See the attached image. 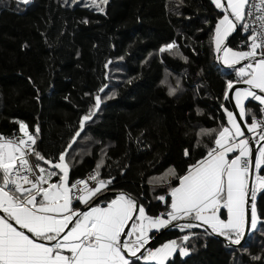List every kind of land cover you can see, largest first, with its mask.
Returning a JSON list of instances; mask_svg holds the SVG:
<instances>
[{
  "label": "trees",
  "instance_id": "obj_1",
  "mask_svg": "<svg viewBox=\"0 0 264 264\" xmlns=\"http://www.w3.org/2000/svg\"><path fill=\"white\" fill-rule=\"evenodd\" d=\"M105 13L80 2L0 0V134L18 133L15 120H24L30 131L39 122L38 150L46 159L57 157L95 95L110 96L68 151L71 179L86 176L106 154L101 177L116 179L105 198L123 190L141 197L149 214L158 215L165 205L155 197L167 188L149 183L150 178L170 166L183 175L206 154L203 148L193 149L201 138L199 129L227 125L219 105L230 108L223 91L234 74L215 60L212 46L215 23L223 13L210 0H109ZM241 37L234 34L229 45L238 47ZM173 40L187 60L159 52ZM177 78L181 88L169 96L168 85L175 86ZM104 85L108 87L98 93ZM185 148L191 159L183 156ZM258 208L264 209L259 194ZM192 231L200 237L184 242L189 254L180 257L177 251L169 264H264L260 230L232 246L216 234L204 236L203 228ZM184 234L187 230L176 227L161 230L149 246Z\"/></svg>",
  "mask_w": 264,
  "mask_h": 264
},
{
  "label": "snow or ice",
  "instance_id": "obj_2",
  "mask_svg": "<svg viewBox=\"0 0 264 264\" xmlns=\"http://www.w3.org/2000/svg\"><path fill=\"white\" fill-rule=\"evenodd\" d=\"M21 2L28 5L32 0ZM84 2L105 13L109 0ZM210 2L223 12L217 17L212 41L216 60L232 70L229 75L234 74L223 91L224 101L231 104L234 99V110L221 103L227 126L199 129L201 138L193 149L203 148L206 154L189 164L183 175L170 166L160 177L150 178L149 183L167 188L155 197L164 203L165 211L150 215L141 197L123 190L105 198L116 179L110 174L107 179L101 177L106 154L87 178L71 179L73 161L67 159L68 151L110 96L95 95L68 146L51 159L38 150L42 143L39 122L30 131L24 120H15L18 133L0 134V264H169L177 251L180 257L189 254L184 242L200 237L194 228H203L204 236L223 237L228 246L241 245L246 230L264 232V209L258 208V194L264 199V0ZM238 33L245 39L234 49L229 41ZM159 52L187 60L175 40L162 45ZM180 88L177 78L175 86L168 85V95ZM252 103L255 109L247 106ZM204 137L209 143H204ZM253 141L255 150L250 146ZM183 156L192 158L188 148ZM173 180L178 182L173 184ZM170 227L187 230V234L149 246L156 233Z\"/></svg>",
  "mask_w": 264,
  "mask_h": 264
},
{
  "label": "water",
  "instance_id": "obj_3",
  "mask_svg": "<svg viewBox=\"0 0 264 264\" xmlns=\"http://www.w3.org/2000/svg\"><path fill=\"white\" fill-rule=\"evenodd\" d=\"M239 86H243V85H234V88L235 87H239ZM231 91L232 90H230V96H231ZM230 105V108H231V110H234L233 109V107H232V105H234V102L233 101H231V104H229ZM236 111V110H235ZM234 114H235V112H234ZM238 120H239V118H238ZM241 126H242V129H246V126H245V124L244 123H242L241 124ZM246 136L247 137H249V138H251V133H247L246 132ZM254 150H255V148L257 147V145L254 143V141L252 142V144L250 145ZM253 178V177H252ZM249 234H251V232H248L247 230H246V235H245V237L242 239V241H241V243L245 240V238L247 237V235H249ZM217 235V234H216ZM220 239H222L223 241H225V239L223 238V237H220L219 235H217ZM150 243V242H149ZM143 251V250H142Z\"/></svg>",
  "mask_w": 264,
  "mask_h": 264
},
{
  "label": "crops",
  "instance_id": "obj_4",
  "mask_svg": "<svg viewBox=\"0 0 264 264\" xmlns=\"http://www.w3.org/2000/svg\"><path fill=\"white\" fill-rule=\"evenodd\" d=\"M225 3H226V0H225ZM222 11V10H221ZM223 13V12H222ZM213 35H214V32H213ZM212 44H213V41H212ZM213 46V49H214V44L212 45ZM229 46H231V45H229ZM231 47H233V46H231ZM234 49H239L238 47H233ZM215 52V51H214ZM216 53H215V60H216ZM217 61V60H216ZM219 64H221L222 66H224L223 64H222V62H220V61H217ZM239 66V65H238ZM225 67V66H224ZM226 68V67H225ZM228 69V68H227ZM244 86V85H243ZM233 94V90L231 91V95ZM234 103H235V101H234V99L232 100ZM229 110L231 111V108H229ZM237 111V110H236ZM248 123H250L251 121H247ZM245 124V123H244ZM227 126V125H226ZM245 126H246V124H245ZM229 158H231V156L229 157Z\"/></svg>",
  "mask_w": 264,
  "mask_h": 264
},
{
  "label": "built area",
  "instance_id": "obj_5",
  "mask_svg": "<svg viewBox=\"0 0 264 264\" xmlns=\"http://www.w3.org/2000/svg\"><path fill=\"white\" fill-rule=\"evenodd\" d=\"M242 39H245V37H244L243 34H242L241 39L238 41V45H237L238 47H241V41H242ZM254 143H255V142H254ZM32 159H33V162H34V158H32ZM91 172H92V171L88 172V173L86 174V176H84L83 178H87ZM80 179H82V178H80Z\"/></svg>",
  "mask_w": 264,
  "mask_h": 264
},
{
  "label": "rangeland",
  "instance_id": "obj_6",
  "mask_svg": "<svg viewBox=\"0 0 264 264\" xmlns=\"http://www.w3.org/2000/svg\"><path fill=\"white\" fill-rule=\"evenodd\" d=\"M64 2H69V3H71V2H73V0H63ZM78 2H80V3H83L84 5H86L85 4V2H84V0H78ZM238 111V110H237ZM34 162H36L35 160H34ZM42 164V163H41ZM43 165V164H42ZM253 179H254V176H253ZM144 262V261H143ZM145 263H147V262H145Z\"/></svg>",
  "mask_w": 264,
  "mask_h": 264
}]
</instances>
